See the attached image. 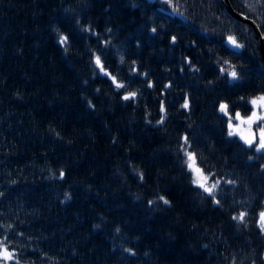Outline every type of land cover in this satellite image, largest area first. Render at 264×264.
I'll list each match as a JSON object with an SVG mask.
<instances>
[{"label":"trees","instance_id":"obj_1","mask_svg":"<svg viewBox=\"0 0 264 264\" xmlns=\"http://www.w3.org/2000/svg\"><path fill=\"white\" fill-rule=\"evenodd\" d=\"M229 2L262 30L263 0ZM259 95L255 33L220 0H0V264H264V152L219 111Z\"/></svg>","mask_w":264,"mask_h":264},{"label":"snow or ice","instance_id":"obj_2","mask_svg":"<svg viewBox=\"0 0 264 264\" xmlns=\"http://www.w3.org/2000/svg\"><path fill=\"white\" fill-rule=\"evenodd\" d=\"M59 31V30H57ZM85 31H91V29H85ZM110 31V30H109ZM153 32L156 31L155 28L152 29ZM95 35V33H93ZM172 40L175 41L176 37H172ZM228 40L231 42L232 45L235 47H241V45H238L233 37H228ZM58 43L65 46V51L68 50V47L70 46V41H69V36L60 34L58 36ZM108 42L106 41L105 44ZM121 60L123 58L121 57ZM95 65L96 68L100 70V72L107 76L110 77L112 83L115 85L117 89H125L126 85L119 83L117 81L116 76H113L111 73L107 72L104 68V65L101 61V57L99 55L94 56V60L92 61ZM135 71V69H133ZM221 72H224L225 69L221 68ZM228 74L229 76L233 79H239L237 71L235 70V66H231L230 69H228ZM146 75V74H145ZM137 93L136 92H128L127 95L123 96V99L129 100V99H134L136 97ZM242 101L244 100L243 97L240 98ZM247 104L252 106V111L251 115L245 117L241 116L240 112H236L235 116L233 117L230 112H229V105L226 103H221L219 105V111L223 113L225 116L228 117L227 119V126H228V135L229 136H239L241 140L244 141V143L249 146L250 148L255 146V150L257 152H264V95H259L254 98H250L246 101ZM182 107L187 108L188 103L185 102ZM233 119L240 121V125H247V133L245 134L243 131L240 130V125H233L232 121ZM163 121H157V123H162ZM256 125V131L252 130V126ZM183 144L181 146L182 150L184 151V166L189 172V175L191 177L190 182L194 184L196 187L202 189L204 192H206L210 197H213V202L215 204H220L219 200H215L214 196V190L217 187L219 181H213L211 185L208 184V181L212 179V175H204L203 169H201L199 166L196 165V154L193 151H188L189 141L188 137L184 136L182 137ZM139 178L142 180L143 179V173H139ZM63 176V172H61V177ZM228 183H233L229 181ZM159 201H162L165 205L170 204V201L167 200L164 196H159L158 197ZM157 201H152L149 200L148 203L154 204ZM245 215L246 213L241 212L237 216H233V220H237L239 222H244L245 220ZM257 226L260 228L262 232H264V211H260L258 213V221H257ZM119 231V229H117ZM131 252V250H127ZM14 253L8 251V248L6 245L3 244L2 241H0V259L7 261L14 259Z\"/></svg>","mask_w":264,"mask_h":264},{"label":"water","instance_id":"obj_3","mask_svg":"<svg viewBox=\"0 0 264 264\" xmlns=\"http://www.w3.org/2000/svg\"><path fill=\"white\" fill-rule=\"evenodd\" d=\"M220 1H221L222 5L225 7L226 11L231 16H233L234 18H236L242 22L249 24L252 27V29L255 33L256 41H257V48H258L261 60L264 63V0H263V6H262V13H263V28H262V30H260L258 28L256 23L252 19L244 16L243 14H241L239 12H236L232 8L229 0H220Z\"/></svg>","mask_w":264,"mask_h":264},{"label":"rangeland","instance_id":"obj_4","mask_svg":"<svg viewBox=\"0 0 264 264\" xmlns=\"http://www.w3.org/2000/svg\"><path fill=\"white\" fill-rule=\"evenodd\" d=\"M233 125H240V121H237V120H233ZM240 130L243 131L245 134H248L247 133V125H240ZM252 130L254 131V129L252 128ZM239 137V136H238Z\"/></svg>","mask_w":264,"mask_h":264},{"label":"bare ground","instance_id":"obj_5","mask_svg":"<svg viewBox=\"0 0 264 264\" xmlns=\"http://www.w3.org/2000/svg\"><path fill=\"white\" fill-rule=\"evenodd\" d=\"M232 6V5H231ZM233 8V7H232ZM234 9V8H233ZM235 10V9H234ZM236 11V10H235ZM237 12V11H236Z\"/></svg>","mask_w":264,"mask_h":264}]
</instances>
